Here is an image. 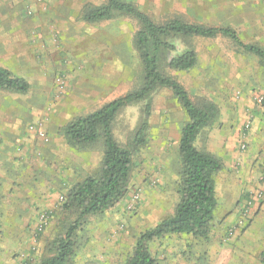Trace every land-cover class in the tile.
<instances>
[{"label": "rangeland", "instance_id": "obj_1", "mask_svg": "<svg viewBox=\"0 0 264 264\" xmlns=\"http://www.w3.org/2000/svg\"><path fill=\"white\" fill-rule=\"evenodd\" d=\"M105 1L20 0L17 21L12 22L8 19L6 0H0V34L28 32L42 42L35 55L39 67L28 76L29 91H0L1 117L9 114L4 108H10L12 130L23 133L24 138L15 145L11 157L0 146V264H37L47 256V245L69 222L59 211L66 193L99 170L101 141L84 148L72 146L64 138L65 125L140 85L141 64L133 45L137 23L116 17L89 24L80 18L84 5ZM129 1L157 22L178 16L194 24L229 27L243 43L259 44L250 32L248 19L252 11L264 8V0ZM175 44L176 54L194 50L197 64L188 72L166 70L167 74L185 88L195 104L212 103L218 108L215 121L206 131L222 128L225 133L229 124L221 120L240 103H264L258 100L264 97V64L255 55L244 53L222 37L177 39ZM10 98L12 104L5 106V100ZM151 103L149 129L142 146H134V136L145 103L124 108L113 123L116 141L134 151L129 190L113 208L84 220L76 236L71 264H125L136 239L174 212L179 201L178 138L187 117L166 89L155 92ZM247 120L238 124V135L242 133L243 137L230 138L239 155L246 153L244 134L250 125ZM36 129L44 132L48 142L38 137ZM216 154L219 156L220 152ZM58 163H85L88 173L70 180L72 183L64 182L67 176L60 173L62 166ZM214 180L218 208L209 238L182 235L176 240L181 245L178 251L182 258L177 261L174 257L166 264H262L264 211L259 210V204L264 203V198H255V194L260 192L264 197V184L241 191L243 187L236 176L223 178L219 173ZM45 181L57 186L58 195L52 206L37 201ZM257 181L264 183V173ZM249 201L253 207L243 219L241 209ZM12 209L15 214L6 216ZM43 213L49 217L48 225L38 231L39 216ZM150 247L157 251L155 242Z\"/></svg>", "mask_w": 264, "mask_h": 264}, {"label": "trees", "instance_id": "obj_2", "mask_svg": "<svg viewBox=\"0 0 264 264\" xmlns=\"http://www.w3.org/2000/svg\"><path fill=\"white\" fill-rule=\"evenodd\" d=\"M116 17L130 18L139 27L133 37V45L141 64V82L136 89L65 125L64 138L72 146L84 148L101 141L102 159L95 174L85 177L66 193L59 211L69 222L47 245L48 255L37 264H71L76 236L84 220L105 213L126 197L134 151L121 147L116 141L113 123L124 108L145 103L134 136V146H142L149 129L151 97L161 89L171 92L187 117L178 141L179 201L171 216L136 239L133 252L125 264H163L149 249L150 243L170 235H189L206 240L213 228L214 213L218 208L214 178L222 170V163L215 155L198 148L195 143L201 132L215 121L218 108L212 103L202 106L195 104L185 88L166 70L188 72L197 64V55L192 49L176 54L177 39L222 37L244 53L255 55L263 64L264 50L243 43L237 32L229 27L194 24L178 16L157 22L129 0H106L100 5L86 4L80 11L81 20L89 24ZM29 88L23 78L0 68V91L26 94ZM260 261L264 264V251L260 254Z\"/></svg>", "mask_w": 264, "mask_h": 264}, {"label": "crops", "instance_id": "obj_3", "mask_svg": "<svg viewBox=\"0 0 264 264\" xmlns=\"http://www.w3.org/2000/svg\"><path fill=\"white\" fill-rule=\"evenodd\" d=\"M6 3L10 11L8 13V19L12 22L17 21L16 16L18 15V12H16V7L20 3V0H6ZM248 20L250 21V32L254 35L255 40H257L259 44L256 42L247 44L255 45L264 49V8L261 11H252V15ZM39 39L40 38L38 37L31 36L28 32L0 34V68L9 70L13 74L15 71L28 73L27 76L20 74L21 76L19 77L23 78L30 86L31 84L28 80V76L39 67V59L35 56L38 46L42 43ZM250 85L254 86L256 90L259 89L254 83ZM11 101V98L5 100V106L11 105ZM5 110L9 111V114L3 113L6 114L3 116L4 118L1 117L2 114L0 112V132H2L0 133V146H2L4 150H8L10 152L8 157H11L13 148L16 147L15 145L21 144L24 138L21 137L23 133L12 130V119H9V117H11L10 108L6 107L4 108V112ZM231 110L232 112L221 120L224 124H229V127L226 128L227 131H224L225 133H223L222 128L213 129L211 131H206L205 129L201 132L195 145L198 148L215 155L222 163V170L220 171L221 176L223 178L226 176H236L243 187L241 191L260 188L262 187L261 185L264 184L257 181V177H260V175L264 173V103L262 105L254 106L250 102H244ZM244 111L248 113L246 114ZM245 118L250 121L249 129L248 131L246 130L247 133L244 134L247 148L245 154L239 155L236 150L232 148L230 138L234 139L233 137H237L238 124ZM6 134L10 136L8 137ZM239 136L243 137L242 133H240L238 137ZM13 138L15 139L14 142H12ZM216 151L220 152L219 156L216 154ZM40 165L43 166L45 164L40 163ZM58 165L62 166L60 168V173H65L67 176V179H65L64 182L72 183L70 180H75L79 175L84 176L88 173L85 170V163H58ZM48 182L41 187L42 194L40 193L41 197L38 198L37 201L52 206L53 200H55L58 195L57 186L55 187L53 183ZM69 183L67 184L70 185ZM236 203L237 199L235 204ZM259 210H261V212L264 211V203L259 204ZM14 214L15 212L13 209L10 212L5 213V215L9 217ZM29 214L28 211L27 215ZM181 237L183 236L170 235L160 240H155L156 250L159 254H157V251H154V248L150 247V250L152 251L153 249V255L163 264L170 263L174 257L179 261V259L182 258L178 251L180 250L181 245L176 240Z\"/></svg>", "mask_w": 264, "mask_h": 264}, {"label": "built area", "instance_id": "obj_4", "mask_svg": "<svg viewBox=\"0 0 264 264\" xmlns=\"http://www.w3.org/2000/svg\"><path fill=\"white\" fill-rule=\"evenodd\" d=\"M259 102H262L264 100V97H259L258 98ZM35 133L38 135V137L44 141V142H48V137L44 134V132L41 130V129H36L35 130ZM245 148V145L243 144L242 145V149ZM256 197H260V198H264L262 193L260 192H256L255 194V198ZM252 202L249 201L247 202L244 207H242L241 209V212H242V215H243V219H245L251 212L250 210L252 209ZM48 215L46 213H43L39 216V223L37 225V230L38 231H43L46 226L48 225Z\"/></svg>", "mask_w": 264, "mask_h": 264}]
</instances>
